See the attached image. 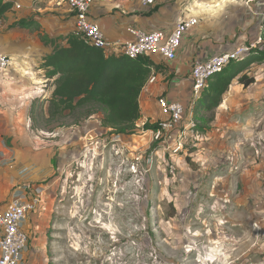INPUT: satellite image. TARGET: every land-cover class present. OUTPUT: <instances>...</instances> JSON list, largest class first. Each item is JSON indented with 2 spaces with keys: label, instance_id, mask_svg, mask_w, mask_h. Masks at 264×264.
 <instances>
[{
  "label": "rangeland",
  "instance_id": "obj_1",
  "mask_svg": "<svg viewBox=\"0 0 264 264\" xmlns=\"http://www.w3.org/2000/svg\"><path fill=\"white\" fill-rule=\"evenodd\" d=\"M203 1H195L194 8L206 9ZM224 1H208L215 19L227 8ZM229 1L243 32L249 12ZM245 33L239 42L255 40L254 31L245 28ZM259 48L264 51L263 44ZM25 64L24 69L13 65L0 83V123L10 129L0 143L13 136L65 148L45 264H264V61L243 73L254 84L244 88L241 74L216 110L198 111L206 123L195 120L201 95L192 98L189 91L187 130L178 153L174 141L155 143L141 126L144 119L134 134L114 143L101 126L102 112L88 116L97 108L47 118V97L38 96L42 82L27 81ZM168 80L162 77L154 86ZM157 115L149 123H156ZM83 138L107 140V147L82 150ZM29 188L31 197L41 191L42 202L46 189Z\"/></svg>",
  "mask_w": 264,
  "mask_h": 264
},
{
  "label": "crops",
  "instance_id": "obj_2",
  "mask_svg": "<svg viewBox=\"0 0 264 264\" xmlns=\"http://www.w3.org/2000/svg\"><path fill=\"white\" fill-rule=\"evenodd\" d=\"M8 1L12 0L6 2ZM195 1L198 0H159L155 7L146 8L140 0H115L113 4L94 5L91 11L92 19L101 26L107 39L113 43L133 41L134 37L128 32L129 27L144 31L171 30L186 15L200 12V18H206L186 35L175 61L171 63L157 59L153 61L158 80L162 77L169 80L162 87L152 85L142 91L139 98L141 120L148 121V118L158 114L156 98L159 94L178 99L188 106L190 74L196 60H206L239 46L245 41V28L246 30L249 28L250 33L255 32V39L258 37L264 39V31L260 28L261 18L251 14L247 8L249 16H246V21L250 24L248 27L244 26L241 32L240 14L235 11L237 8L236 5H232L235 4L233 1H224L223 4L227 8L219 12V19H215L209 13L208 5H211L209 0L202 2L207 8L200 11L194 8ZM20 2L22 9L19 11L11 9L0 23V54L10 56L14 68L17 66L24 69L27 63L28 82L35 79L42 82L38 96L47 97L45 114L48 118L49 101L56 89V80L59 76L48 77L47 70L42 67L45 58L53 53L54 47L44 44L41 37L46 36L50 39L63 37V40L56 43L61 47H68L66 38L73 35L75 15L66 0H21ZM222 15L226 20L222 21ZM23 22L26 23L25 28L19 27L18 24ZM218 22L221 25L215 27L214 24ZM222 22L234 23V28L222 27ZM243 34L244 36H241ZM241 39L244 41L239 42ZM257 50L260 51L261 48ZM2 77L0 83L3 82ZM2 119L0 117V120ZM3 125L0 123V138L1 134L6 135L10 131L8 125L5 123ZM42 143L44 142L25 143L13 136H9L6 142L0 143V206L7 207L12 204L17 191H21L20 195L24 202H31L29 188L31 185L46 189L42 202L29 213L23 225V229L30 237V243L22 264H45L44 257L47 252L43 248L47 245V229L50 227V216L54 211L57 196L56 191L53 190L57 185L55 179L62 164L64 147L61 144L43 145ZM261 154L264 155V152ZM23 184H27L28 187L25 185L23 187Z\"/></svg>",
  "mask_w": 264,
  "mask_h": 264
},
{
  "label": "built area",
  "instance_id": "obj_3",
  "mask_svg": "<svg viewBox=\"0 0 264 264\" xmlns=\"http://www.w3.org/2000/svg\"><path fill=\"white\" fill-rule=\"evenodd\" d=\"M6 2L7 0H3ZM21 0H12V11L22 9ZM68 6L75 15L73 35L83 40L88 46L104 51L107 55L126 56L130 59L148 58L151 61L162 60L171 63L177 59L179 50L187 34L199 26L198 16L186 15L181 18L171 30L144 31L135 27H129L128 32L134 37L133 41L110 42L105 36L101 26L92 19L91 11L94 5L113 4L115 0H66ZM241 4L254 16L261 18L260 28L264 31V0H234ZM146 8L157 5L159 0H140ZM264 45L262 37L254 41L244 42L232 50L217 54L209 59H198L194 62L190 74L192 98L200 97L207 87L209 80L222 72L231 62L238 61L248 56L253 50ZM13 65L10 56L0 54V77L7 73ZM158 76L154 68L148 79L147 86L155 85ZM159 120L155 129L146 130L157 144H170L172 141L175 153L180 152L182 143L180 139L185 134L187 126H183L187 112V106L178 99H171L165 94L157 96ZM149 121H144L141 126ZM139 125L137 124V127ZM124 135L113 134L108 138L109 142L119 143ZM85 149L106 148L107 140L91 142L83 138ZM171 147V146H170ZM264 182V172H263ZM37 191L38 195L33 198ZM21 191L15 192V200L7 207L0 206V264H22L24 254L30 243V237L23 229V225L30 212L34 211L38 204L41 191L35 189L32 192L31 202H24Z\"/></svg>",
  "mask_w": 264,
  "mask_h": 264
},
{
  "label": "trees",
  "instance_id": "obj_4",
  "mask_svg": "<svg viewBox=\"0 0 264 264\" xmlns=\"http://www.w3.org/2000/svg\"><path fill=\"white\" fill-rule=\"evenodd\" d=\"M12 2L0 0V23L12 9ZM25 28L26 23H19ZM43 36L46 45L54 47L53 53L45 58L42 65L47 76L56 80V89L49 101L50 118L74 114L79 109L90 108L88 116L102 112L101 126L110 135H132L141 120L139 98L145 89L152 69L153 61L148 58L130 59L126 56L107 55L104 51L88 46L80 38L69 35L68 47H61L56 42L63 40ZM264 61V51L257 49L238 61L231 62L222 72L213 76L203 90L195 112V120L206 123L198 117V111L211 112L222 103L223 95L228 92L232 81L243 74L250 66ZM239 84L248 88L255 79L243 74ZM145 130L155 129L156 125L147 122ZM199 130H205L197 126Z\"/></svg>",
  "mask_w": 264,
  "mask_h": 264
},
{
  "label": "water",
  "instance_id": "obj_5",
  "mask_svg": "<svg viewBox=\"0 0 264 264\" xmlns=\"http://www.w3.org/2000/svg\"><path fill=\"white\" fill-rule=\"evenodd\" d=\"M79 146H80V148L83 150V149H85V142L84 141H81L80 143H79ZM65 149V148H64Z\"/></svg>",
  "mask_w": 264,
  "mask_h": 264
}]
</instances>
